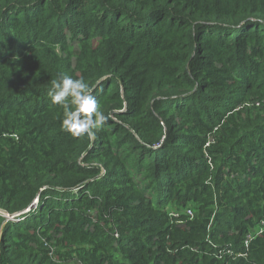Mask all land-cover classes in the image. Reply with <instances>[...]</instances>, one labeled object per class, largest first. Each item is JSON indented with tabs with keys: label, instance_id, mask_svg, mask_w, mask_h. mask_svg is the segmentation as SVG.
Segmentation results:
<instances>
[{
	"label": "trees",
	"instance_id": "1",
	"mask_svg": "<svg viewBox=\"0 0 264 264\" xmlns=\"http://www.w3.org/2000/svg\"><path fill=\"white\" fill-rule=\"evenodd\" d=\"M0 264H264V0H0Z\"/></svg>",
	"mask_w": 264,
	"mask_h": 264
},
{
	"label": "clouds",
	"instance_id": "2",
	"mask_svg": "<svg viewBox=\"0 0 264 264\" xmlns=\"http://www.w3.org/2000/svg\"><path fill=\"white\" fill-rule=\"evenodd\" d=\"M47 95L52 104L63 109L61 130L74 138L92 137L93 130H100L106 123L105 114L83 78L73 79L62 74L59 79L51 81Z\"/></svg>",
	"mask_w": 264,
	"mask_h": 264
},
{
	"label": "built area",
	"instance_id": "3",
	"mask_svg": "<svg viewBox=\"0 0 264 264\" xmlns=\"http://www.w3.org/2000/svg\"><path fill=\"white\" fill-rule=\"evenodd\" d=\"M36 203H37V198H35V200L33 201V203H32V207H35V206H36ZM187 213H190V212L187 211Z\"/></svg>",
	"mask_w": 264,
	"mask_h": 264
},
{
	"label": "water",
	"instance_id": "4",
	"mask_svg": "<svg viewBox=\"0 0 264 264\" xmlns=\"http://www.w3.org/2000/svg\"><path fill=\"white\" fill-rule=\"evenodd\" d=\"M167 134V132L165 133V135ZM165 137V136H164Z\"/></svg>",
	"mask_w": 264,
	"mask_h": 264
}]
</instances>
